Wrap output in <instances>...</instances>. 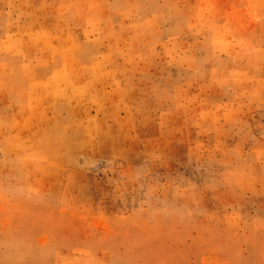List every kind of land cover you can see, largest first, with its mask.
<instances>
[{"label": "rangeland", "instance_id": "374dc122", "mask_svg": "<svg viewBox=\"0 0 264 264\" xmlns=\"http://www.w3.org/2000/svg\"><path fill=\"white\" fill-rule=\"evenodd\" d=\"M0 264H264V0H0Z\"/></svg>", "mask_w": 264, "mask_h": 264}]
</instances>
